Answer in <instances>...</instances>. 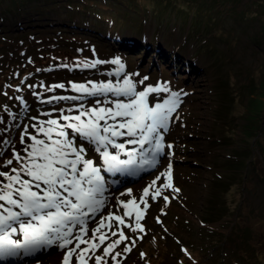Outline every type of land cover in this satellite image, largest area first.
Masks as SVG:
<instances>
[{"label": "rangeland", "instance_id": "374dc122", "mask_svg": "<svg viewBox=\"0 0 264 264\" xmlns=\"http://www.w3.org/2000/svg\"><path fill=\"white\" fill-rule=\"evenodd\" d=\"M11 1L13 0H0V7H7ZM158 1L107 0V3L102 4V0H91L92 3L89 2L86 5V8L100 10L104 14L115 16L116 28L121 36H139L144 31L153 44H156L157 41L162 44L166 51L162 53L163 56L173 60V54L177 51V56L181 59L179 65L183 61L189 60L192 67V71L184 76L186 79L180 82L186 86V89L178 88L174 81L170 84L167 81L164 82L171 90L178 88L175 91L182 93V103L176 114L173 115V130L169 137L177 143V167L185 186L188 201L185 200V206H181L183 202L181 203L179 200L173 201L176 206L174 208L172 206V209L164 216L170 231L165 232L156 224L155 220L149 223L150 231L147 240L155 244L150 242L154 245L151 248L147 244L146 248L150 250L147 258H139L138 251L135 250L133 252L135 259L132 263H130L132 257L129 252L122 253L117 260L119 264H154V262L156 264H170L171 262L179 264L177 257L180 256L187 262L191 261L180 249V243L173 238L175 234L182 239L183 243L191 246L195 256L199 259L198 264H220L218 259L222 257L221 253L228 251L229 255L234 249L236 251L233 255L241 258L240 263H235L236 259L227 257L225 264H264V0H197V9H201V3L209 6L206 14L216 18L212 20V24H206L208 29L202 35L208 36L209 43L204 42L202 44L200 37H196L192 32L187 33L188 24L191 21L200 26L203 25L202 21H195L192 18V14L189 13L190 9H188V13L191 16L187 12L182 14L178 5L168 4L169 8L165 16L160 14L158 19L152 15L153 21L147 16L148 22H141L140 15L144 16V14H140V9L143 4L153 3L152 8L157 10ZM163 1L161 6H165ZM184 1L187 4L186 0ZM33 4L35 3L32 0H25L22 6L20 5L21 9L24 10V13H21L22 17L26 16L21 20V24L18 23V27L22 26L23 30L40 28V35L56 34L52 32L54 26L49 22L50 19H54L56 25L61 27L63 26L60 24L61 18L67 20V17L70 16L58 8L53 13L47 12L49 18L47 16L40 17L36 10H32L35 7ZM127 4L131 5V8L125 10L128 8ZM132 7L136 10H133ZM192 8L193 6L191 7L193 12L194 8ZM117 11L118 13H115ZM127 12L130 13L129 16H127ZM21 14L18 15L21 16ZM10 15L8 16V13L0 14V38L3 34L20 33L15 28L14 23L15 19L18 18L13 17L12 12ZM73 18L80 20L84 26L91 24L89 28H80L78 32H83L93 40L96 36L102 38L103 29L107 25L106 21L97 20L93 12L80 11ZM127 22H132L138 26V29L131 27L132 24H125ZM184 22L186 23L183 24ZM139 25L144 26L139 27ZM92 27H98V29L93 31ZM66 29L74 30L69 26ZM207 31H211L214 35L212 33L207 34ZM58 35L72 39L58 37L56 40H47L48 38L44 37L46 41L42 43V46L62 44L66 52L68 48H72L78 43L73 39V36L67 33L59 32L56 36ZM99 46L101 47L100 54L103 57L107 56L109 49L104 48L102 42ZM144 48L143 46L141 51L137 50L133 55L134 58L131 54H123L124 56L129 55L127 59L130 61L128 62L131 64V68L137 64V56L143 53ZM60 51L63 52L64 50L60 48ZM137 53L139 54L137 55ZM155 53L153 48L149 50L147 58L142 64L145 70L154 65V60L156 65L163 63L162 67L165 68V57L160 58L159 55L155 56ZM157 72V70L152 69L154 79H156ZM166 73L167 76L173 74L171 69H167ZM147 85H154V81L152 79L145 81L144 86ZM225 88L232 91L231 94L234 95L232 102H230L231 96L224 92ZM250 95L254 96L250 97ZM254 105L255 108L260 107L262 110L258 118L252 120L250 115L255 113ZM31 113L37 114V112ZM56 115L57 118L59 114ZM177 116L179 119H176ZM217 116L225 120L228 117V123L232 124V128L228 130L218 120ZM24 117L22 128L19 130L20 134L25 124L30 126L37 122L29 116ZM188 118L190 120L185 122ZM247 122L249 126H246ZM251 125L253 127L250 130ZM258 128L260 129L258 130ZM28 131L33 135L36 134L31 127ZM248 131L258 134H248ZM188 135H191V138ZM217 135L227 136V141L222 144L214 141L212 136ZM25 139L27 140V137ZM17 141L16 148L21 144L20 138ZM28 142L30 143V141ZM22 146L23 149L26 147V145ZM244 146L252 147L254 155V163L248 169V173L244 174V168L232 171L228 166L224 169L223 166H226L224 161L230 157L229 153L237 152ZM23 149L19 152L22 156L25 155ZM242 154V151L237 153L239 156ZM10 167H19V165L14 161ZM10 167H3L1 164L0 169L8 172ZM219 178L231 182V188L226 197L224 196L223 201L215 204L213 203L215 200L213 196H215V191L218 192L216 188L219 184L217 182ZM140 187L141 185L138 186V188ZM226 188L227 186L223 189ZM220 204L229 207V209L225 218L216 220L222 214ZM212 207L217 210V214L210 217L209 212ZM202 219L206 220V225L201 224ZM214 230L220 232L216 234L218 241L210 239L207 233L211 234ZM242 232H249V235L245 237L246 247H249V250H245L247 249L245 245L240 243L239 239H241ZM208 243L209 246H212V252H215L214 256H210V251L206 247ZM243 249L244 251H242ZM101 254L102 252L98 253V255ZM105 259L107 264H116L110 257H105ZM190 264L194 263L191 261Z\"/></svg>", "mask_w": 264, "mask_h": 264}, {"label": "snow or ice", "instance_id": "6c2138e0", "mask_svg": "<svg viewBox=\"0 0 264 264\" xmlns=\"http://www.w3.org/2000/svg\"><path fill=\"white\" fill-rule=\"evenodd\" d=\"M104 63L118 66L115 73L110 74L119 77L124 73L123 79H117L116 83L111 80L71 83V89L79 95L42 99L41 102L47 104L59 101L80 103L68 109L54 108L53 112L59 111L57 118L39 120L38 117H32L37 122L30 126L25 124L20 134V143L26 145L23 149L25 155L14 152L13 158L4 162L3 167H10L14 161L19 167H10L8 172L0 171V178H3L0 179V262L37 257L41 252L55 246L61 250L66 249L62 264H71L73 256L77 264H88L93 258L95 264H107L105 257H110L119 264L117 258L122 253L115 251L116 247L124 241H131V246H134L136 239H143L142 236L129 237L120 228L111 231L113 225L105 223L115 220L120 225H125L123 216L112 212L102 215L106 208L111 207L109 196L106 195L109 186L105 173L112 176L118 173L139 176L155 170L162 157L171 155L165 152L166 148L173 147L165 144V134L173 119V113L182 103V93L172 91L167 83L147 85L142 91H138L137 82L132 79L138 73H126V65L119 57L111 61L97 59L84 64V67L95 68L97 64ZM148 79L145 76L138 83L143 85ZM58 88L63 89L65 85H53L47 91ZM162 92L169 94L167 99L150 103L149 98L153 93ZM33 94L41 97L40 93ZM109 94L115 99L109 100ZM101 96L105 97L104 101L99 99ZM87 97L96 98L94 106H85ZM16 99L24 105L26 114V102L22 97ZM102 104L112 106H101ZM73 111L78 114L73 115ZM43 114L51 116L49 112ZM10 115L13 120L16 119L15 114ZM29 127L35 130V135L28 131ZM125 136L129 139L123 143L117 142L118 138ZM10 143L9 140H3L5 145ZM86 144L90 148H86ZM126 145L138 147L129 149ZM89 150L99 155V165L93 159L86 158ZM3 154L4 151L0 149V156ZM121 154L127 158L121 159ZM162 176L167 178V182L156 188V182ZM112 184L116 185L118 181L113 180ZM169 188L173 192L180 191L172 185L171 162L165 171L143 189L139 202L132 197V189L129 188L126 192H121L120 196L127 195L132 199L124 201L117 198L116 203L126 210L129 205L138 207L139 203H143L146 211L150 205L144 198L149 196V190L154 189L152 199L155 200L161 196L163 190ZM163 199L166 203L169 201L168 196H163ZM125 215L130 216V213L126 212ZM97 217H100L98 221ZM142 217L143 211L137 212L135 226H125L132 232L139 230L140 233H145L140 223ZM156 219L157 223L162 224L159 217ZM90 222H96L97 226L91 230L92 236L89 237ZM103 228L111 231V236L118 235V239L111 240V237L101 232ZM106 240L111 242L104 246ZM81 245L86 247L82 248ZM101 246H104L102 254L95 255ZM131 246L126 245L124 251L130 252ZM144 255L141 253L142 258Z\"/></svg>", "mask_w": 264, "mask_h": 264}, {"label": "trees", "instance_id": "16d2710c", "mask_svg": "<svg viewBox=\"0 0 264 264\" xmlns=\"http://www.w3.org/2000/svg\"><path fill=\"white\" fill-rule=\"evenodd\" d=\"M24 1L25 0H13V1L10 2V4L7 7H3V6L0 7V14L1 13L2 14H4V13L7 14L8 13V16H11L10 13L12 12V16L13 17L15 16V17L18 18L17 20L15 19V21H14V18H13V21H14V23L16 25V27H15L16 29L19 28L18 27V24H17V21L20 22L21 20H23L24 18H26V16L24 14H23L24 17H22V14H21V13H24L23 8L21 9V6H22V4H23ZM26 1H30V0H26ZM32 1L35 3V4H33L35 7L32 10H36L39 13V16L40 17H46V16L48 17V15H47V12L48 11L51 12V13H53V11L56 10V9H58V8L64 10L67 14L70 13L72 16L75 15L76 13L80 12L81 10L82 11H85L87 9L93 10L91 8H86V5L89 2H90V4L92 3L91 0H35V1L32 0ZM162 1H160V0L158 1L159 6H158L157 10H156V8H154V9L152 8V5H154L153 3H144L143 6L140 9V13L144 14L145 17H147L149 14H152V15H155L159 19L158 16H160V14L162 16H165V14H166V12H167V10L169 8L167 6L168 4L178 5V7H179V9H180V11H181L182 14H184L185 12H187V14L191 13L192 14V18L195 19V21H202V23H203V25L200 26L198 23H193L191 21L189 23L188 32H190V33L192 32V34L196 35L197 37H200V39L201 38L204 39L205 40V43L206 42L209 43L208 42V36L202 35V33L205 32L206 29H208V28H206V26H207L206 24L207 23H211L212 20L216 19L215 17H209L206 14V12H208L207 9H208L209 6L207 7V6H205V5H203L201 3L200 4V8L201 9H197V5H198V3H196L197 0H186L187 4L185 3L184 0H180V1L179 0H165V1H163V3H164L165 6H161V5H163L162 4ZM182 1H183V3H182ZM99 4H101V3H99ZM102 4H103V2H102ZM127 5H129V4H127ZM130 6L131 5H129L128 8H131ZM192 6L194 8V9L192 8L194 10L193 12L191 10V7ZM132 8H133V10H136L134 7H132ZM188 9H190L189 13H188ZM94 11L95 12L98 11L99 13H103L102 11H99V10H94ZM127 13H129V12H127ZM18 14H21V16L18 15ZM191 14H189V15H191ZM8 16H7V19H8ZM35 18H37L36 15H35ZM7 19H5L6 22H7ZM140 20L142 22V17L141 16H140ZM53 21H54V19H50L49 22L50 23H53ZM68 22L72 23L73 21L69 20ZM185 23L186 22H184L183 24H185ZM47 24H49V23H47ZM30 29L31 28H28L27 30H30ZM17 30H19V29H17ZM39 32H40V28H35V37L38 36V35H40ZM55 33H57V32H55ZM211 33H212L211 31H209V32L207 31V34L210 35ZM25 34H27V32ZM6 36H9V35H6ZM19 36H22V35H19ZM49 39H50V37H49ZM1 49H2V47H0V51H1ZM2 52H4V51H1L0 53H2ZM227 84H229L228 81H227ZM220 85H221V83L218 86L220 87ZM226 87H227V85H226ZM224 92L228 93L231 96L230 97V102H232L233 101V98H234V95L231 94L232 91L231 90L228 91L225 88ZM219 93H221V92H219ZM253 96L254 95H250V97H253ZM218 108H219V106H218ZM253 108H254L255 113L250 115V118L252 120L257 119L260 111L262 110V108H260V107H256L255 108V105H254ZM217 117H218V120L221 123H223L228 128V130H230L232 128V124H229L228 123L229 122L228 121V117H226L227 118L226 120L224 118H220L219 116H217ZM246 126H249V123L248 122L246 123ZM251 127H253V125H251L249 127L250 130L252 129ZM259 129L260 128H258V130ZM247 133L248 134L254 133V135H257L258 134L257 132H251L250 133V131H248ZM226 137L227 136H225V135L220 136L219 137V138H221L220 141H219V139L216 136L215 137L212 136V139L214 141H219L222 144L225 141H227V138ZM0 141H1V135H0ZM241 151L243 152L242 156L241 155L240 156L237 155V153L238 152H241ZM224 162H225V164L227 166H229L234 171H237L239 169L244 168L245 169L244 174L246 175L248 173V169L254 163V155H253L252 147L245 146L242 149L237 150V152L232 153L230 155V157L227 158ZM214 181H212V182H214ZM217 182H219V184H218V186L216 188V190H218V192L215 191V196H213V199H215L213 201V203H215V204H219L218 202L223 201L224 196L226 197V194L228 193V190H230V188H231V182L229 183L228 181L223 180V179H219V180H217ZM226 186H227V188L226 189H223ZM219 206L222 208V214L216 220L225 218L226 215H227V213H228V209H229V207H227V206H225L223 204H220ZM211 209L212 210L209 212L210 217L216 216L217 210H215L213 207ZM246 235H249V232H242L241 235H240L241 239H239L240 240V243L243 244V245H245V247L247 246V241H246V238H245ZM230 239H232V238H230ZM234 244H235V242H234ZM233 253H235V251ZM235 257L238 258V259H241L237 255H235Z\"/></svg>", "mask_w": 264, "mask_h": 264}, {"label": "bare ground", "instance_id": "6f19581e", "mask_svg": "<svg viewBox=\"0 0 264 264\" xmlns=\"http://www.w3.org/2000/svg\"><path fill=\"white\" fill-rule=\"evenodd\" d=\"M161 49H162V51H161ZM161 49L158 50V53H160L162 55V53H165L166 51L162 47H161Z\"/></svg>", "mask_w": 264, "mask_h": 264}]
</instances>
